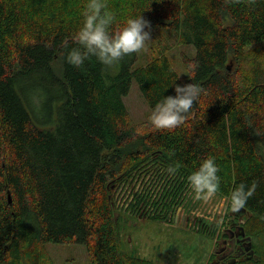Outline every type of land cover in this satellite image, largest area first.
<instances>
[{"label": "trees", "instance_id": "trees-1", "mask_svg": "<svg viewBox=\"0 0 264 264\" xmlns=\"http://www.w3.org/2000/svg\"><path fill=\"white\" fill-rule=\"evenodd\" d=\"M89 2L0 0V264H47L31 260L47 243L92 246L94 264H152L124 258L112 188L153 163L169 182L155 201L137 194L134 209L151 204L154 218L166 219L187 177L209 158L218 194L230 201L241 184L252 191L245 229L258 260L235 264H264V0H101L115 14L113 33L142 15L151 29L194 46L196 55L183 57L187 81L166 47L140 65L139 52L111 65L95 56L70 65ZM133 80L149 117L176 84L201 91L180 126L158 130L148 117L138 131L124 102Z\"/></svg>", "mask_w": 264, "mask_h": 264}, {"label": "rangeland", "instance_id": "rangeland-1", "mask_svg": "<svg viewBox=\"0 0 264 264\" xmlns=\"http://www.w3.org/2000/svg\"><path fill=\"white\" fill-rule=\"evenodd\" d=\"M145 30L150 33V37L139 51L142 60L137 64H144L146 57L153 51L166 47L172 65L181 78L187 81L188 71L183 57L184 55L194 57L195 47L180 45L176 32L167 28L149 27ZM261 51L264 52L262 49ZM246 56L251 57V54L246 53ZM259 62L264 66V54L259 56ZM248 66L249 63L246 64V67ZM233 67L234 64H231L232 70ZM35 99L40 100L35 101V110L45 117L46 113L42 111L44 100L36 96L33 101ZM124 102L129 111L130 123L137 127L138 131H142L148 120L150 107L135 80L132 82L130 93L124 97ZM152 166L153 163L147 164L141 170H135L131 176L126 177L122 182H117L110 193L115 210V221L119 225L118 232L124 258L145 260L152 264H211L226 223L232 217L233 210L229 199L216 193L207 202L196 200L195 193L186 181L179 195L180 204L173 206L168 218L155 219L151 204H147L148 206L141 212L134 209L137 194L145 198L151 196L155 201V197L156 199L161 197L159 193L162 195L164 185L169 182L170 177L159 167L157 172L154 168L156 166ZM146 212H150L148 218L143 217ZM186 216L203 219L208 221L209 225L204 227L196 223L186 228ZM92 248L91 246L89 249ZM89 249L82 243H47L40 253L38 251L36 256L31 257V260L35 261L39 256L42 262L47 264H94Z\"/></svg>", "mask_w": 264, "mask_h": 264}, {"label": "clouds", "instance_id": "clouds-1", "mask_svg": "<svg viewBox=\"0 0 264 264\" xmlns=\"http://www.w3.org/2000/svg\"><path fill=\"white\" fill-rule=\"evenodd\" d=\"M82 16V26L73 37L80 47L67 54V62L76 67L92 56L102 64L111 65L125 55L139 52L150 37V33L145 30L150 27L149 22L142 15L129 17L125 25L113 33L111 25L115 14L101 0H90L84 7ZM200 91L199 86L193 83L176 84L175 95L164 97L155 105L149 117L151 125L158 130H172L180 126ZM167 171L174 174L176 169L170 166ZM217 172L214 160L209 158L187 177L196 200L207 202L217 193L220 183ZM251 195L252 191H246L245 185L236 187L230 197L231 209L239 211Z\"/></svg>", "mask_w": 264, "mask_h": 264}, {"label": "flooded vegetation", "instance_id": "flooded-vegetation-1", "mask_svg": "<svg viewBox=\"0 0 264 264\" xmlns=\"http://www.w3.org/2000/svg\"><path fill=\"white\" fill-rule=\"evenodd\" d=\"M247 217L248 214L242 215L238 212L232 211V217L229 219V222L226 223V228L223 231L222 238L220 241H218L217 248L215 249V255L212 257L211 264H228L235 258L237 261L248 258V251L246 249L249 247L250 241H248L246 238L250 236L247 234L245 229ZM190 220H192L191 224ZM185 223L186 228L196 223L203 225L204 227L209 225L208 221L199 219L197 217L188 216L185 217ZM211 224L213 225V223ZM242 228L245 230V236L241 235Z\"/></svg>", "mask_w": 264, "mask_h": 264}, {"label": "water", "instance_id": "water-1", "mask_svg": "<svg viewBox=\"0 0 264 264\" xmlns=\"http://www.w3.org/2000/svg\"><path fill=\"white\" fill-rule=\"evenodd\" d=\"M9 201H10V203L12 202L10 194H9ZM234 212H238L239 214H242V215L248 214L247 210L244 207L241 208L239 211H234ZM177 221H178V217H177ZM241 235L242 236H245V230H244V228H242ZM246 239L248 241H250L249 242V247L246 249L248 251V258L249 259L255 258L256 260H258V256L255 255V251L252 249L251 237H247ZM236 261H237V259L235 258L231 262H229L228 264H235Z\"/></svg>", "mask_w": 264, "mask_h": 264}]
</instances>
